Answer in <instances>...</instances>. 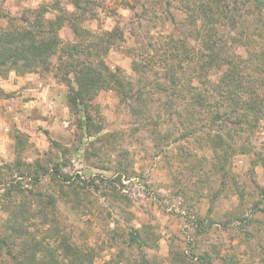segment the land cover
<instances>
[{
	"label": "rangeland",
	"instance_id": "obj_1",
	"mask_svg": "<svg viewBox=\"0 0 264 264\" xmlns=\"http://www.w3.org/2000/svg\"><path fill=\"white\" fill-rule=\"evenodd\" d=\"M89 1L0 0V30L35 21L32 11L43 8L46 18L64 20L56 30L63 43L116 30L115 44L101 55L125 85L142 76L132 70L137 54L150 68L145 84L162 75L158 56L169 37L192 43L181 0H150L143 8L131 0ZM252 16L242 25L243 43L246 32L252 43L261 33ZM75 53L66 59L54 51L34 66L0 58V225L17 212L36 241L66 235L93 248L95 264H128L136 255L128 232L138 227L150 240L149 264H264V205H252L264 187V115L253 123L248 112L249 126L224 146L214 137L221 126L200 124L202 111L191 115L179 96L166 106L145 87L135 116L128 98L104 83L86 101V124L85 108L70 105L76 86L67 63L82 60ZM189 116L196 120L190 127L182 124ZM27 240L0 243V264H17L6 250L14 254Z\"/></svg>",
	"mask_w": 264,
	"mask_h": 264
},
{
	"label": "trees",
	"instance_id": "obj_2",
	"mask_svg": "<svg viewBox=\"0 0 264 264\" xmlns=\"http://www.w3.org/2000/svg\"><path fill=\"white\" fill-rule=\"evenodd\" d=\"M131 1L136 4L135 6L143 8L144 3L150 0ZM162 1L171 4V0ZM181 2H183L181 8L186 9L187 12L183 13L184 25L191 28L193 33L190 38L192 43L190 42V46H185L186 40L179 43V40L169 37L166 46L161 50L164 59L158 56L162 63V75L155 81L145 82L146 85L141 81L145 79L143 74L150 68H147V64L142 59L143 55L137 54L132 59V70L142 76L134 80L128 79V85H125L120 80V76L106 65L101 53L115 44L116 30L89 32L85 33L86 37L74 43H63L56 35V30L62 25L63 19L46 18L45 8L32 11V20L35 21L27 19L25 25L20 28L0 30L1 63L5 65L8 62L15 67L18 61H22L25 66H34V63L45 60L54 51L60 52L62 58L66 59H70L78 51L82 55V60H72L67 65L76 86L72 87L70 105H82L85 108L83 123L87 124V120L90 119V114L86 110V101L91 93L104 83L112 85L120 95L128 98V104L125 105L128 106V112L135 116L139 111L135 107L146 99V87V91L149 88L153 90L152 94L163 95L164 100L161 98V101H166V106L179 96L181 100H185L186 109L191 115L200 114L202 111L205 117L197 121L203 125H220L214 137L215 141L218 140L225 146L227 141L230 142L229 138L239 136L242 129L249 126H246L250 123L248 112L253 115V123L264 115L262 114L264 113V0H210V3H204L203 0L202 2L181 0ZM248 12L256 15L255 19V16L252 18L259 25L261 33L256 42L252 43L251 35L246 32L244 44L241 28L247 22ZM163 14L172 22L176 20L171 8L165 6ZM76 33L84 36L83 31L78 32L76 29ZM257 42L259 49H248L249 45L252 49H256ZM239 48L243 49V54L242 51L237 50ZM135 82L139 83L140 88L138 85L137 88L134 87ZM169 114L170 111L165 112L166 116ZM195 122L196 120L189 116L182 124L185 123L190 127ZM238 147L242 151L245 149L244 144ZM258 161L264 168V156ZM88 186L99 190L94 182L88 183ZM261 203L264 205V187L260 190L259 199L252 205L258 207ZM16 215L18 218L17 212H11L8 220L0 225V243L4 246L9 244L13 246L14 239L18 236L28 237L19 248L16 245L14 254L11 250H6L7 255L18 260L17 264H95L93 248L84 249L73 240L70 241L68 236L58 233L53 238L48 237L47 242L44 239L36 241L21 225L26 218L18 222ZM147 236L143 227L128 232V250L136 249L133 258L128 256V264H149L144 251L151 245ZM37 252H42L44 259H38ZM202 255L204 256L201 258L207 257L206 252Z\"/></svg>",
	"mask_w": 264,
	"mask_h": 264
}]
</instances>
